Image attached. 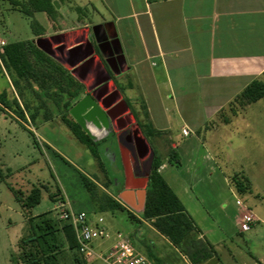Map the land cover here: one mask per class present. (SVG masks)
Returning a JSON list of instances; mask_svg holds the SVG:
<instances>
[{
	"label": "crops",
	"instance_id": "0c3cea01",
	"mask_svg": "<svg viewBox=\"0 0 264 264\" xmlns=\"http://www.w3.org/2000/svg\"><path fill=\"white\" fill-rule=\"evenodd\" d=\"M65 1L76 5L74 0H55L57 17ZM83 6L77 10L92 14L90 20L69 28L56 24L51 33L41 30L34 40L114 24L129 68L115 80L117 88L140 126L148 116L159 133L152 141L168 147L159 173L219 251L243 234L242 210L224 163L214 151L254 105L240 103L242 93L254 81L264 83V0H85ZM12 10L20 13L13 5ZM102 13L106 18L95 22V15ZM87 76L96 74L90 69ZM120 86L138 103L136 110ZM172 150L181 160L179 166L168 161ZM97 172L108 184L110 178L99 165ZM138 192L111 197L132 211L121 195L129 194L141 206Z\"/></svg>",
	"mask_w": 264,
	"mask_h": 264
},
{
	"label": "rangeland",
	"instance_id": "374dc122",
	"mask_svg": "<svg viewBox=\"0 0 264 264\" xmlns=\"http://www.w3.org/2000/svg\"><path fill=\"white\" fill-rule=\"evenodd\" d=\"M74 1L77 6L66 1L62 7L59 4L61 17L52 23L44 13L26 17L12 10L10 0H0V37L7 43L33 41L36 32L51 33L56 24L69 28L80 20H90L92 14L77 10V7L85 9V0ZM104 17L103 13L95 15V22ZM2 54L0 52V100L7 105L0 102V264H27L35 257L36 249L22 244L31 237L29 217L33 218L32 225L43 229L49 222L55 231L54 235L41 240L43 250L56 255L52 264H77L75 258H81L76 250L69 249L56 210L59 203L65 202L63 195L76 212L88 213L94 219L103 218L112 233L128 236L137 250L153 263L186 264L175 247L141 218L144 190L138 192L142 194L141 206L133 203L132 211L137 220H131L123 211H105V198L115 195V188L107 187L106 180L100 179L96 159L64 124L63 117L73 120L65 107L71 100L68 96H60L61 100L57 97V78L47 77L48 70L42 68L37 69V82L20 79L4 65ZM120 89L136 110L138 103L131 100L125 87L120 86ZM54 99L60 100L59 107ZM240 103L244 104L241 100ZM150 143L162 158L168 147H163L159 141ZM216 144L219 147L214 154L224 163L223 170L229 175L239 203L259 221L250 232L230 239L219 250L221 264H264V99L244 112L239 126H233L227 138ZM85 179L99 185L97 202L84 185ZM237 182L245 186L243 194L238 193ZM35 187L42 189V199L28 216L23 214L14 193L21 191L27 196ZM56 196L57 203L52 199ZM232 203L236 207V201ZM41 233L47 231H39ZM98 245L94 247L97 249ZM109 246L111 243H107Z\"/></svg>",
	"mask_w": 264,
	"mask_h": 264
},
{
	"label": "trees",
	"instance_id": "16d2710c",
	"mask_svg": "<svg viewBox=\"0 0 264 264\" xmlns=\"http://www.w3.org/2000/svg\"><path fill=\"white\" fill-rule=\"evenodd\" d=\"M54 1L55 0H27L26 3H20L11 0V3L14 8H17L18 11L26 17H33L37 13H44L49 19L56 20L58 12L53 4ZM58 1L61 2L63 0ZM37 33L39 32H36V34ZM1 56L7 68L14 71L20 79L29 82L38 81L37 69L44 68L48 70L47 77L57 78L55 79L59 91L57 97L61 100L60 96H68L71 100L65 105L68 111H70L74 105L72 101L78 100L85 92L84 86L76 81V79H74L62 66L40 51L33 42L10 43L4 47ZM59 99H54L58 107ZM262 99H264V83L261 81H254L240 96L241 102L247 105L255 104ZM0 102L5 106L7 105L4 101L0 100ZM19 116L22 118L24 117L22 113H19ZM63 122L72 135L88 148L92 156L98 162L100 169L106 177H108V173L97 151L99 143H95L74 120L63 117ZM141 128L149 142L159 134L150 123L147 115L146 123L143 124ZM168 161L173 166H179L181 163L179 156L174 150L171 151ZM162 164L163 159L159 157L155 151L152 171L146 189L145 207L141 213V218L145 222L150 223L151 227L156 230V232L168 240L189 264H206L213 259H218L221 263L219 251L203 235L182 202L160 175L159 169ZM84 185L91 193L93 201L97 202V186L88 179H85ZM106 186H112L111 180L108 181ZM41 190V188L35 187L27 196L21 191L14 193L16 201L22 208L23 214L30 216L31 210L40 204L42 199ZM245 190V186L237 182L238 193L243 194ZM52 199L56 203L59 201L57 196ZM105 200L104 208L107 209L105 211H123L128 214L131 220H137L133 211L122 205L119 201L112 197H106ZM32 219V217H29L31 237L26 239L22 244L24 246L32 245L36 251L35 257L27 264H52L51 261L56 260V255L52 253L47 254L43 250L41 240H45L47 235H54L55 231L49 222L46 223V227L43 229L39 225H32ZM60 222L62 224L61 232L68 243L69 249L71 251H77V242L72 226L62 221ZM39 231H47V233H41L40 235ZM75 261L77 264H86L82 259L75 258Z\"/></svg>",
	"mask_w": 264,
	"mask_h": 264
},
{
	"label": "water",
	"instance_id": "95a60500",
	"mask_svg": "<svg viewBox=\"0 0 264 264\" xmlns=\"http://www.w3.org/2000/svg\"><path fill=\"white\" fill-rule=\"evenodd\" d=\"M53 4L56 9L59 8L57 2ZM107 30H111L112 35L100 40L98 32L106 35ZM33 44L84 86L87 95L69 113L82 130L95 143H99L97 151L116 193L146 190L155 152L112 79V75L119 77L129 70L114 24L105 23L38 38ZM112 44L117 45L118 51L106 55L103 46L111 49ZM90 69L96 77H102L91 86L84 80L90 78L87 76ZM121 199L131 208L134 207L129 194H122ZM206 264L221 263L213 259Z\"/></svg>",
	"mask_w": 264,
	"mask_h": 264
},
{
	"label": "built area",
	"instance_id": "2783aa9c",
	"mask_svg": "<svg viewBox=\"0 0 264 264\" xmlns=\"http://www.w3.org/2000/svg\"><path fill=\"white\" fill-rule=\"evenodd\" d=\"M4 47L6 43L0 39V52L3 53ZM184 135H187L186 131ZM239 207L242 210L240 231L250 232L258 220L242 204ZM56 210L60 221L72 226L77 252L86 264L96 261L103 264H155L137 250L128 236L121 232L112 233L103 218L94 219L85 212H76L66 201L59 203ZM107 243L111 246L107 247Z\"/></svg>",
	"mask_w": 264,
	"mask_h": 264
},
{
	"label": "flooded vegetation",
	"instance_id": "af4514ba",
	"mask_svg": "<svg viewBox=\"0 0 264 264\" xmlns=\"http://www.w3.org/2000/svg\"><path fill=\"white\" fill-rule=\"evenodd\" d=\"M106 32V35H105V33H103L102 31H99L98 32V38L100 39V40H103L104 38H108L109 36H111L112 35V31L111 30H107V31H105ZM93 43H94V45L96 46V42H95V40H94V38H93ZM111 49H108V48H106V47H104L103 46V50H104V53L106 54V55H109L110 54V52L112 51V52H116V51H118V47H117V45L116 44H112L111 45V47H110ZM111 52V53H112ZM110 61L112 62V59H110ZM102 79V77L100 76V77H94V78H84V80L87 82V84L88 85H93L94 83H96V82H98V81H100ZM112 79L115 81V80H117V77H113L112 76ZM87 94H86V90H85V92L83 93V95L75 102V104L73 105V106H75L83 97H85Z\"/></svg>",
	"mask_w": 264,
	"mask_h": 264
},
{
	"label": "bare ground",
	"instance_id": "6f19581e",
	"mask_svg": "<svg viewBox=\"0 0 264 264\" xmlns=\"http://www.w3.org/2000/svg\"><path fill=\"white\" fill-rule=\"evenodd\" d=\"M138 198H139L140 203L142 204V194H138Z\"/></svg>",
	"mask_w": 264,
	"mask_h": 264
}]
</instances>
